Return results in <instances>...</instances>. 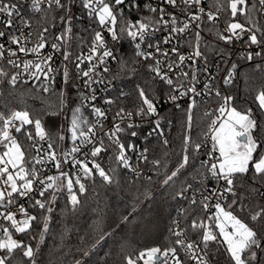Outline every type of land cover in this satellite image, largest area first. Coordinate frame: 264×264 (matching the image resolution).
Listing matches in <instances>:
<instances>
[{"label":"snow or ice","instance_id":"obj_1","mask_svg":"<svg viewBox=\"0 0 264 264\" xmlns=\"http://www.w3.org/2000/svg\"><path fill=\"white\" fill-rule=\"evenodd\" d=\"M44 0H31V10L39 12L41 11V4ZM84 9L88 10V15L98 21L101 29H106L110 34L113 41H118L121 36L127 35L132 40H139L135 47L137 49L136 55L143 56L145 59H155L154 53L151 51H142L141 43H144L147 36L152 34V25L159 24L166 28H169V35L163 40L164 44L171 43L174 38V34L186 33L191 25L196 21H201V14L207 15L209 22H215L218 20V13L221 11H228L231 19L227 22V27L224 32L228 33L225 35L222 32H216V36L219 40L224 41L226 44H231L234 39L240 40L244 38L247 33V40L245 43L248 46L264 44V30L258 25L257 22L253 21L248 13V0H227V9L220 4L217 0V12H207L203 7H198L196 13H192L189 9L193 5L199 6L201 0H179V3L183 4L181 12L187 13V19L185 21H179L178 16L175 12H168L164 7H154L152 5H146L147 9L151 13L159 11V19L148 22L136 21L131 22L125 20L123 16L120 19L123 21L122 26L117 30V17L122 9L119 6L124 5L126 0H80ZM129 6L138 7L135 0H128ZM75 3V0H69L68 3L62 2V0H47L49 9L53 7L58 9H64L65 15L61 16L62 22L67 24V27L59 35L55 36L53 42L48 44L45 33L49 31L48 28H44L38 36V42L28 47L27 44L31 42L32 33L29 32L27 35L23 33V27H30V21L25 19L21 15L20 7L17 3L5 2L0 0V23L4 25L6 29L14 27V17L19 18V23L22 26L19 30L20 34H12L8 37L11 45H16V49L10 47L6 48L4 44L0 43V60L5 58V53L8 57H17V59H8L7 63L14 68H23V73H27L29 78L35 80H41L43 83L39 86L44 92L49 91V83L57 69L52 66V56H41V51L46 47L50 46L53 50L61 51L62 44L66 45L68 40L72 36V17L70 15V4ZM164 4L171 6L172 8L178 7V0H163ZM259 4L264 8V0H259ZM253 7H255L253 5ZM116 9V10H114ZM237 15L246 16L247 25L240 23L235 18ZM165 16L168 19H165ZM6 17V19L4 18ZM182 24V26H178ZM170 26V27H169ZM196 28H200V24H196ZM101 31H95L91 47L88 55L85 57L83 54L76 57V69L77 72H81L80 65L85 61L89 62V68L87 71H82L83 77H88L89 80L85 81V85L90 87L92 80V73L95 72L99 65H104L108 58L115 59V55L112 49L108 48L105 37ZM158 30V29H156ZM257 33L260 35L258 36ZM6 36L5 31H0V38ZM201 39L199 31H195V41H188L189 46L192 47L193 51L188 56L179 54V50L176 47L171 49V52L176 53L178 61H173L167 64L168 71L161 70V64L163 63L160 59H155V63L149 65V70L155 73V77H158L160 81L166 83L172 93L179 92V96L175 94L169 95V100L176 102L180 97L186 96L189 93L193 95H199L196 86L193 82L197 81V73L200 69H196L192 72L190 80L188 81L189 86L181 83L178 87L174 85L173 78L169 75V72H173L175 68L184 65L185 60H191L192 65H195L198 60L207 61V57L201 51ZM148 48H155V53L167 58L169 52L162 50L160 42L155 44L148 43ZM18 53L25 56L35 55L38 60H24L19 61ZM261 53H255L259 56ZM65 61L69 60L72 53L64 48L62 52ZM248 60L253 59V53L249 52L246 57ZM97 63H92L93 60ZM191 67V65H190ZM236 65L233 64L229 69L227 76L224 77V83L229 84L233 75L232 69H235ZM105 72L108 68L103 69ZM203 71H207V67L203 68ZM64 78L67 81L69 73L67 67L64 68ZM185 79L189 78V73L182 71L181 74ZM8 73L0 68V77H6ZM22 73L16 72L9 80L12 86H15L21 79ZM179 78V77H178ZM25 83L27 81H24ZM205 88L209 89L210 85L205 84ZM63 95V94H61ZM216 96H221L219 91H216ZM139 96L146 107H141L137 115L151 116L156 115L157 108L154 102L149 99L143 89H139ZM92 100L95 99L93 95ZM223 104L217 109L219 115L211 121L208 126V131L203 133V139L201 142L193 141L190 135L184 137V148L183 156L180 160L177 168L172 171L165 180L164 184H168L173 181L174 178L186 169L190 165V160L194 159L195 156L199 155L202 146L209 145L210 149L207 151V159L200 161L201 183L209 179L216 182L215 187L206 188L208 194L204 195L203 191L197 189L200 192V199L197 200L195 193L190 200L191 205H199L201 211L205 214L206 219L201 218L199 221L193 218L189 224L191 231L198 236V240H188L187 229L181 228L179 231H173L172 234L176 237L174 244L178 245L185 250V255L188 260L194 261L195 264H209L208 257L211 254L210 244L215 242L219 245L225 246V251L228 256L230 264H252L253 261L258 260V251L264 249V236L258 234V231L253 227H250L248 223H245L243 219L238 217L233 212V207L238 204L237 188L243 187V181L251 180L252 184H260L264 186V139L258 138L254 135V132L258 128L257 121L253 118L252 109L249 108L246 111H239L237 108L231 106L233 97L224 96L222 97ZM255 100L258 104L259 109L264 112V88L258 91ZM63 103V101H61ZM106 103L111 104L113 101L108 100ZM195 105V100L189 105V111ZM179 107V104L176 105ZM94 115L97 117L95 123L87 127V131H84V126L88 125V121L84 119L81 108L77 107L72 111V117L70 121V127L68 131L71 133V140L73 147L63 155L65 160L61 161L57 159V153L52 151L53 144L48 143V152L46 153V159L55 163L57 170L59 171L58 176H48L45 179L39 178V172L36 165H43L45 157L41 156L42 149L37 146V139L39 140H51V136L48 131L42 126L40 119H33L28 111H12L9 115L0 113V208L5 211H0V217L8 221L10 228L15 233H27L31 227L32 222L37 220V216L30 215L28 210L23 204L19 205L18 211L24 217L19 220L15 213L8 211L9 206L14 205L19 198L32 199V193L34 192V185H42L43 188L39 191V196L44 197L45 192L49 189L55 188L56 191L62 190L65 185L63 183L57 184V181H61L63 177L66 179V188L69 194V201L75 208L80 200L77 195V191H74V185L78 186V192L84 193L86 191L85 184L82 179L92 178L94 175H98L103 181L107 183L112 182V178L107 174L103 167L96 162L95 158L100 155L101 152L106 151L103 139L96 140L95 129L99 126L103 128L100 118H105V112L98 107L92 109ZM121 119L124 118V109H120L116 114ZM128 117L132 116V113H127ZM16 122H19L17 124ZM34 126L35 132L29 131L26 126ZM134 125L129 124L131 128ZM159 121H156V128H159ZM188 129H191V115L188 117ZM16 133H22L26 139L30 142V149L37 153V156L29 158L28 151L22 147L20 141L15 135ZM124 131L119 124H115L113 129L106 132L105 135L112 143L116 144L119 148V155L117 160L121 162L125 167H129V160L126 156V151L135 150L134 144H129L127 147L121 142L118 133ZM132 136L137 135L136 132L131 133ZM60 140H64V136H59ZM79 141V144L76 142ZM167 144V140L164 141ZM92 145L89 153H85V157L91 156L93 159L86 162L85 160L75 159L73 154L79 153L82 146ZM147 149L141 152L138 159L147 160V156L144 154ZM67 157H72V163L74 166H79L78 173L73 180L68 173L60 171L61 164L67 162ZM91 163L92 167H89ZM154 164H159V161H153ZM150 179V178H149ZM192 188L191 184L183 188L180 192L176 193L177 196H183L189 189ZM254 192L259 193V189L253 187ZM231 196V202L228 201V197ZM56 197L53 195L52 200L55 201ZM215 200V203L212 201ZM34 207H38L41 210H45L48 213L53 211L52 207L47 206L46 202L41 199L34 200ZM214 209V211H212ZM184 214H189L188 209L180 210ZM241 211L243 206L241 205ZM47 217L45 218L44 230L47 231ZM127 219V218H125ZM250 219L252 221H258L264 219V206H260L259 209L251 214ZM214 223V228L212 224ZM176 227L179 228V221L173 222ZM9 227L0 228L3 233V238L0 239V264H9L13 259L14 253L17 250L22 251L23 256L29 258L32 264H35L33 260L34 250L31 245L25 244L22 240L13 238V232L10 231ZM215 229V230H214ZM218 230V231H216ZM172 231V229H170ZM184 239H181V237ZM41 240H43V234H41ZM187 241V242H186ZM201 245L203 247H201ZM219 249H217L218 251ZM85 256L89 255L88 252L84 253ZM169 258L172 264H184V261L178 254L177 247H151L140 251L136 259L131 257L126 258V264H138V261H143V264H169ZM76 264H81L77 261Z\"/></svg>","mask_w":264,"mask_h":264},{"label":"trees","instance_id":"obj_2","mask_svg":"<svg viewBox=\"0 0 264 264\" xmlns=\"http://www.w3.org/2000/svg\"><path fill=\"white\" fill-rule=\"evenodd\" d=\"M137 1L135 0L136 4ZM208 1L217 7V0ZM219 2L227 9V0ZM119 9L122 11L118 15L117 30L123 23L120 17L123 16L129 21L138 14L139 6H129L126 0ZM223 12L228 22L231 19L230 13ZM248 13L264 30L258 0H248ZM59 14L60 11L55 10L46 18L49 21L57 20ZM235 19L247 24L248 18L237 15ZM147 20L144 17V21ZM94 29L86 18H77L73 22L72 36L68 44L74 53H80L90 44ZM112 45L117 58L113 67V75L116 78L113 96L119 109L130 110L143 105L139 89H143L149 99L166 97L171 92L170 87L149 70L153 60L136 55L130 37L125 34L118 41H113ZM257 52L261 54L259 56L253 54L251 60H248L247 56L239 59L236 76L221 96H214L210 102L196 103L190 111L189 105L182 104H179V107L177 104H171L165 109L163 120L168 143L165 144L161 137L151 138L154 148L152 157L159 161V164H156L150 177L129 176L117 160L116 149L111 144H106L107 150L98 156L97 163L112 178L111 183L94 175L87 179L84 193H79L74 186L80 200L75 208L69 201L66 182L62 190L49 189L42 198L47 206L53 203L51 213L29 205L28 209L37 216V220L32 222V227L27 233L18 234L21 235L20 240L32 246L34 250L32 259L35 260V264H76L77 261L81 264H126L127 257L136 259L144 249L176 247L177 245L173 243L175 237L170 231L175 220H180L188 230L187 233L193 239H198L188 226L193 218L199 221L201 218L206 219V216L199 205H191L188 198L177 196L176 193L188 184H191L192 188H198L210 182L209 179L201 183L202 178L197 171V169L204 171L200 169V161L204 160L205 152L200 150L199 155L191 159L190 165L173 181L167 185L163 182L182 159L184 137L190 135L193 141H202L203 133L208 131L209 124L218 115L217 109L224 96L233 97L231 103L239 111L252 109L253 118L258 123L254 135L264 139V112L259 109L255 100L258 91L264 88V47ZM9 80L10 73L6 77H0V113L9 115L12 111L26 110L33 119H40L42 126L51 136V140L47 141L51 142L57 151L73 145L68 129L75 108L80 107L84 119L88 121L84 130L92 124V110L83 104L72 84L58 81L48 92H44L31 83L18 82L12 86ZM26 127L29 131L35 132L34 126ZM15 136L28 151L29 158L35 156L26 137L16 132ZM59 136H64L65 139L60 140ZM1 150L3 149L0 148ZM242 183L243 187L237 188L238 204L232 210L245 223L257 230L259 235L264 236V219L258 221L250 219L253 212L264 206V186L253 185L251 180ZM253 187L258 188L259 193L254 192ZM53 195L56 197L55 201L52 200ZM231 199L229 196V203ZM180 209H188L189 214H184ZM46 217L47 231L44 230ZM209 223L214 228V223ZM209 247L211 254L208 258L211 264H230L225 246L213 242ZM257 251L258 260L252 264H264V249ZM85 252L89 255L85 256ZM9 264H32V261L24 257L22 251L17 250ZM138 264H143V261H138Z\"/></svg>","mask_w":264,"mask_h":264},{"label":"built area","instance_id":"obj_3","mask_svg":"<svg viewBox=\"0 0 264 264\" xmlns=\"http://www.w3.org/2000/svg\"><path fill=\"white\" fill-rule=\"evenodd\" d=\"M137 1V0H136ZM5 2H9V0H5ZM13 3H17L20 7L21 15L25 17V19L30 21V27H23V33L24 35H27L29 32L32 33L31 36V42L27 44L28 47L34 46L38 42V36L39 33L44 29L48 28L49 31L45 33V36L47 38L48 44L50 45L53 42H57L54 40L55 36H59L64 29L67 27V24L65 22H62L60 17L65 15L64 9H58L53 7L52 9L48 8L47 0H44V2L41 4V11L36 12L31 10V0H11ZM64 3H68L69 0H62ZM111 2V0H109ZM259 3V0H258ZM137 5L139 6V12L132 18H130L129 21L136 22V21H144V17L148 20L151 19L152 21L159 19V11L156 13H151L148 11L146 5H152L154 7H164L168 12H175L178 16L179 21H185L187 19V13L181 12V8L184 7L183 4L179 3L178 0V7L172 8L171 6L164 4L163 0H138ZM198 7H203L205 10V13L207 12H217V7L213 6L208 0H201V4L199 6L193 5L191 9H189L190 12L196 13ZM260 7V14L262 19L264 20V8L259 4ZM60 11V14L58 16L57 20L49 21L47 18L49 14L53 11ZM116 10V9H114ZM70 15L72 17L71 26L73 22L76 21L77 18H86L90 25L94 27V33L95 31H101V27L98 24V21L93 19L88 15V10L84 9L80 0H75V3L70 4ZM47 17V18H46ZM218 20H216L214 23L209 22L207 19V15L201 14V21L194 22L190 29L183 34H174V38L172 39L171 43L164 44L163 40L166 36L169 35V28L164 27L163 25L159 24H153L152 25V34L150 36L146 37V40L144 43H141V49L142 51H151L154 53L155 59H160L163 61L161 64V70L162 71H168L167 64L171 63L173 61H178V56L176 53L171 52V49L173 47L178 48L179 54L184 55L185 57H188L193 49L189 46L188 41H195V31L200 32L201 39V51L204 53V55L207 57V61L204 60H198L195 65H192L191 60H185L184 65L177 67L174 69L173 72H169V75L174 80V85L179 86L181 83L185 84L186 86H189L188 81L190 80L191 74L194 70L200 69V71L197 73L198 79L197 81L193 82L196 86L197 92L200 93L199 95H193L189 93L186 96L180 97L176 102H172L169 100V95L175 94L179 96V92L172 93L170 92L166 97H158L155 99H151L157 108L156 115L151 116H141L137 115L138 110L141 107H146V105H141L138 108L130 109V110H124V118L121 119L116 114L120 111V109L116 106L115 98L113 96V92L115 90L116 86V78L113 75V67L117 60V58L112 59L108 58L106 64L99 65L95 72L92 73V80L90 82V87L85 85V81H88V77L82 76V71H87L89 68V62L85 61L83 64L80 65L81 72H77L76 69V57L78 55L83 54V56H87L89 53V49L91 47V42L93 40V37L91 39L90 44L86 46L80 53H74L73 49L70 47V45L67 43L66 45L62 44L61 51L53 50L50 46L46 47L41 51V56H52V66L57 69L54 73H52L53 79L48 82L49 88L56 82L62 81L65 84H72L83 104L87 107H89L91 110L94 107L100 108L102 111L105 112L106 119L100 118L101 123L103 124V128L101 129L99 126L95 129L96 136L94 139L99 140L103 139L104 145L106 147V144H111L114 149H116L118 155H119V148L116 144L112 143L108 139V137L105 135L106 132H109V130L113 129V126L115 124H119L124 131L118 133L120 140L122 143L127 145L134 144L136 146L135 150H128L126 151V156L129 160V167H125L121 162L124 171L131 177H150L154 173V169L156 164L153 163V161H156L152 157V151L153 146L151 144V138L152 137H161L164 141L167 139L166 131H165V122L163 120V114L165 109L171 105V104H182V105H190L195 100V104L199 102H206L211 101L212 98L215 95L216 91H219L221 94L225 92L227 87L232 83L236 76V70L238 61L241 58H244L247 56L249 52L255 54L257 51H259L262 47H264V44L261 45H251L248 46L245 41L247 40V33L244 35L243 39L236 40L234 39L231 44H226L224 41L219 40L216 36V32H222L225 35H228V33L224 32V29L227 27V21L225 20L224 12L221 11L218 13ZM6 19V17H4ZM14 27L11 29H6L2 23H0V31H5L6 36L4 38H0V43L4 44L6 48L10 47L12 49H16V45H11L8 37L12 34L19 35L20 28L22 27L19 23V18L14 17ZM165 19H168L167 16H165ZM118 20V17H117ZM147 20V22H148ZM238 21V20H237ZM146 22V21H145ZM240 22V21H239ZM241 23V22H240ZM196 24H200V28H196ZM178 26H182V24H178ZM246 26H249L246 24ZM170 27V26H169ZM158 29V30H156ZM102 34L105 37L106 44L108 48L112 49L114 53V47L112 45L113 40L111 39L110 34L107 32L106 29L102 30ZM131 39V38H130ZM132 40V39H131ZM133 45L135 47L136 43H139V40H132ZM157 42H160V47L162 50H167L169 52V55L167 58L161 56L158 53H155V48H148L147 44L152 43L155 44ZM64 48H67L72 55L69 57V60L65 61L62 55V52ZM136 49V47H135ZM137 51V49H136ZM115 55V53H114ZM116 57V56H115ZM19 61L24 60H38V57L35 55H28L25 56L23 54L18 53ZM8 59H17V57H8L7 53H5V58L3 60H0V68H2L5 72L10 73V78L13 74L16 72H21L22 76L21 79L18 82L25 83L24 81H27L26 83H31L35 85L38 89L43 91L39 86L41 83H43V78L41 80H35L29 78V75L27 73H23V68L20 69L14 68L11 65L7 63ZM155 59L153 60V64L155 63ZM92 63H97V61L94 59ZM235 64L236 68L232 69L233 75L231 77V82L229 84L224 83V77L227 76L229 69H231L232 65ZM191 65V67H190ZM67 67L69 78L66 81L64 78V68ZM207 67V71H203L204 67ZM107 67L108 71L105 72L103 69ZM182 71H186L189 73V78L185 79L181 74ZM179 77V78H178ZM17 82V83H18ZM205 84H209L210 88L206 89ZM95 96V99L92 100L91 97ZM111 100L113 103L108 104L106 101ZM223 104V100L221 102ZM221 106V105H220ZM231 106L232 103H231ZM211 106H209L210 109ZM234 107V106H233ZM236 108V107H235ZM238 110V109H237ZM132 113L131 117L127 116V113ZM93 113V111H92ZM219 115V113H218ZM217 115V116H218ZM216 116V117H217ZM97 120V117L93 113V123H95ZM156 121H159V128H156ZM19 124V122H16ZM132 124L133 127L129 128L128 125ZM84 131H87L84 130ZM136 132L137 135L132 136L131 133ZM13 135H15V132L13 131ZM37 139V146L42 149V152L40 153L41 156L45 157V162L43 165H36V168L39 172V178L45 179L48 176H58L60 173L57 170L55 163L52 161H49L46 159V153L48 150V141L47 140H39ZM79 144V141L76 142ZM73 145L70 148H64L61 150H56L54 147L52 151H55L57 153V159L64 161L65 156L64 153L68 152ZM92 148V145L82 146L81 151L79 153L73 154L75 156V159L79 160H85L86 162L91 161L93 158L89 155L85 157V153H89ZM144 149H147V152L144 153L147 156V160L138 159L141 152H143ZM210 149V144L202 146L201 150L205 152L204 160L207 159V151ZM104 152V151H103ZM101 152L100 154H102ZM35 156H37V153L34 151ZM97 158H95L97 162ZM89 167H92L91 163L88 165ZM79 166H74L72 163V157H67V162L61 164L60 171L66 172L69 174V176L75 180V177L78 173ZM66 179L63 177L61 178V181H57V184L60 183L65 184ZM85 184L87 179H82V181ZM75 186V185H74ZM216 182L214 180L210 179V182L203 186L198 188H192L187 191L183 196L191 200L193 197V194L195 193L197 200L200 199V192L196 191L199 189L200 191L204 192V195H207L208 192L204 191L206 188L215 187ZM78 189V186H75ZM43 188L42 185H39L38 183L34 185V192L31 194L32 199L28 198H19L17 199L16 203L14 205L9 206L7 209L8 211H11L16 214L17 219L22 220L24 217L19 213L18 208L20 204H23L25 208L28 210V213L30 215H33V212L28 209L29 205H34L35 199H41L43 197L39 196V191ZM229 199V197H228ZM228 202V201H227ZM212 203H215V200L212 201ZM181 210V209H180ZM0 211H5V209L0 208ZM214 211V209L212 210ZM234 212V211H233ZM235 215H237L234 212ZM238 216V215H237ZM239 217V216H238ZM179 221V228L176 227V225L172 224V231H179L181 228L185 227ZM3 227H9L10 224L8 221L4 220L3 217H0V228ZM10 231L13 232V238L20 240L19 234H14V230L10 228ZM17 235V237H14ZM173 235V234H172ZM174 236V235H173ZM188 240H198L193 239L188 233ZM175 237V236H174ZM3 238V233L0 231V239ZM176 239V237H175ZM181 239H184L182 236ZM187 242V241H186ZM178 248V254L180 258L184 261V264H195L194 261L188 260L187 256L185 255L184 248L180 246H176ZM201 247H203L201 245ZM209 260V258H208ZM169 264H172L171 259L169 258ZM209 264L210 261H209Z\"/></svg>","mask_w":264,"mask_h":264},{"label":"rangeland","instance_id":"obj_4","mask_svg":"<svg viewBox=\"0 0 264 264\" xmlns=\"http://www.w3.org/2000/svg\"><path fill=\"white\" fill-rule=\"evenodd\" d=\"M63 147V146H62ZM61 149H64V147L63 148H61ZM2 151V150H1ZM50 207H52V209H53V203L50 205ZM34 214V213H33ZM19 236H21V235H19ZM14 237H17V235H15Z\"/></svg>","mask_w":264,"mask_h":264}]
</instances>
